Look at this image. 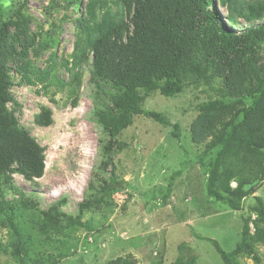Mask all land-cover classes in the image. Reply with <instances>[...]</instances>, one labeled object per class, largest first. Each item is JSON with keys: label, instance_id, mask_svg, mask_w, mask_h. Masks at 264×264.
<instances>
[{"label": "rangeland", "instance_id": "obj_1", "mask_svg": "<svg viewBox=\"0 0 264 264\" xmlns=\"http://www.w3.org/2000/svg\"><path fill=\"white\" fill-rule=\"evenodd\" d=\"M255 2L264 8V0H214L208 12H218L219 27L241 33L251 23L247 15L256 12L248 4ZM0 11L9 43L2 56L8 108L45 150L42 177L0 179V264L49 261L59 252L68 255L58 264H225L203 236L228 252L246 226L245 245L232 262L264 264V41L257 47L258 69L241 95L229 94L199 48L182 68L174 95L162 94L159 84L129 93L95 79L92 67L93 41L130 24L122 0H0ZM206 16L196 18L197 31L209 23ZM129 94L167 123L137 114L111 137L100 119L121 117ZM45 107L52 110L50 126L36 122ZM109 160L131 187L94 202L110 179ZM179 169L183 175L172 189L170 177ZM211 175L215 183L208 186ZM81 204L83 226L44 214L55 205L75 217ZM123 224L131 228L127 236L117 231ZM113 241L117 248L129 244L121 251L127 253L110 259ZM133 242L147 247L133 253Z\"/></svg>", "mask_w": 264, "mask_h": 264}, {"label": "trees", "instance_id": "obj_2", "mask_svg": "<svg viewBox=\"0 0 264 264\" xmlns=\"http://www.w3.org/2000/svg\"><path fill=\"white\" fill-rule=\"evenodd\" d=\"M122 4L128 12L131 25L114 28L93 41L92 67L95 79L109 80L129 93L138 87L159 84L162 94L171 96L178 92L182 68L198 48L205 53L215 75L223 78L230 95H241L245 84L255 75L258 69V43L264 41V21L259 25L252 23L264 17V8L259 9L256 2L248 4L249 11L256 12L252 16L247 15L245 19L251 23L241 33L219 27L218 12H208L214 0H122ZM204 16L209 23L197 31L196 18ZM230 19L236 22V16L231 15ZM6 30L7 25L0 27V179L18 173L26 180L33 181L44 174L45 150L27 129L19 126L8 108L11 100L9 73L2 57L9 46ZM137 114L161 124L167 123L161 112L141 108L131 98V94L121 117L112 119L102 116L100 121L108 134L115 138ZM248 114L250 111L247 109L245 117ZM36 122L40 126H50L53 123L52 110L45 107L37 115ZM228 140L229 137L224 145ZM116 147L123 150L121 142L116 143ZM109 162L110 179L94 194V202H103L110 192L131 187L130 182L117 177L112 161ZM215 178L211 175L208 186L210 183L214 185ZM210 192L212 190L207 188L206 195ZM83 211L81 204L79 213L73 217L54 205L44 214L50 219L64 221L68 226H83ZM247 235L248 226L244 228L241 240L228 252L215 239L203 238L215 244L225 264H234L233 255L241 251ZM67 255L59 252L57 259L52 257L48 261L41 258L34 264H58L59 259Z\"/></svg>", "mask_w": 264, "mask_h": 264}, {"label": "crops", "instance_id": "obj_3", "mask_svg": "<svg viewBox=\"0 0 264 264\" xmlns=\"http://www.w3.org/2000/svg\"><path fill=\"white\" fill-rule=\"evenodd\" d=\"M178 171H180L179 173H177ZM183 171L184 170H182L181 171V169H179V170H175L173 173H172V175H171V177L170 178H172V181H173V183L171 184V187H172V189H174V178L175 177H180V176H182L183 175ZM204 185V184H203ZM207 204H210L211 205V203H208L207 201H206V192H205V206H208ZM213 205V204H212ZM208 208L210 209V207L208 206ZM217 209V208H216ZM220 210H218L216 213H220L219 212ZM213 212V211H212ZM236 211L235 210H225V213L226 214H231V215H233L234 213H235ZM195 217H198V215L197 216H195ZM195 217L193 218V220H192V222H190V220H188V222H187V224H190V225H188V226H191L192 224H193V221H195ZM130 221V218L129 219H125V221H124V223H127V222H129ZM117 231H122L123 233H124V235H128V233L131 231V228H130V226H126V225H122V228H120V229H118ZM111 235V234H110ZM109 234L108 235H106V237H104L103 239H104V241L103 242H106V240H107V238L110 236ZM203 237H205V236H203ZM128 238V240H126V241H135V239L136 238H131V236H128L127 237ZM118 240H120V239H118ZM124 241V240H123ZM125 241V242H126ZM114 242L115 241H113V244L111 245V246H107V252H108V255H110V259H113V258H116V257H119V256H121V255H123V254H125V253H127V252H125V253H122L121 254V251L123 250V249H125L127 246H129V244H127V245H123V246H121V247H118L117 248V246H119V245H116L115 246V244H114ZM137 244H139V246H137V248H136V243L135 242H133V243H131L130 245H132L133 247V250H132V252L133 253H135V252H137V254H139L140 255V253H142L144 250H145V248L147 247V242L146 243H144V242H142L141 244L140 243H137ZM128 253H131V252H128ZM132 253V254H133ZM112 255V256H111Z\"/></svg>", "mask_w": 264, "mask_h": 264}]
</instances>
